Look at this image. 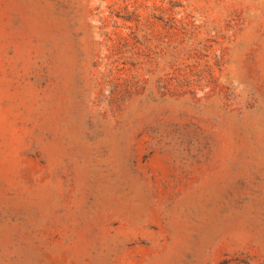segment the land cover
<instances>
[{
	"label": "rangeland",
	"instance_id": "374dc122",
	"mask_svg": "<svg viewBox=\"0 0 264 264\" xmlns=\"http://www.w3.org/2000/svg\"><path fill=\"white\" fill-rule=\"evenodd\" d=\"M0 264H264V0H0Z\"/></svg>",
	"mask_w": 264,
	"mask_h": 264
}]
</instances>
